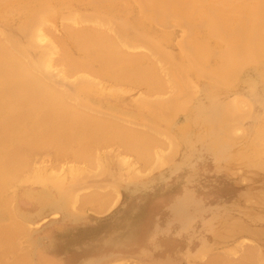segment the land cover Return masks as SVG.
Returning <instances> with one entry per match:
<instances>
[{
	"label": "rangeland",
	"instance_id": "obj_1",
	"mask_svg": "<svg viewBox=\"0 0 264 264\" xmlns=\"http://www.w3.org/2000/svg\"><path fill=\"white\" fill-rule=\"evenodd\" d=\"M136 1L6 0L4 6H0V38L7 39V36L11 43L14 42V45L19 44V47L22 46L20 48L24 53L26 52L25 54L29 59L30 57L34 60L38 59L37 56L49 59L50 67L48 69L44 66L43 59L39 63L37 62L40 64V66L37 65V72H40V76L43 75L42 78L45 79V82L47 80L51 81V83L48 81L46 83H50L52 87L55 85L57 90L63 89L62 91L68 92V94H73L77 91L80 85L79 76L83 75L80 70L75 71L76 73L66 71L65 63L68 62L64 57L69 50L74 57L77 56L80 60L83 57V52L76 51L75 47L71 46L72 38L69 37L71 30L84 29V32L92 33L93 31L91 32L90 30L94 27L100 31L103 29L105 33L106 24L103 22L108 23L110 20V25L113 22L114 26L127 30L128 37L130 35L134 37H130L129 45L125 44L122 47L127 53L140 54L142 56L148 52L147 54L150 55L151 44L158 45L164 50L159 54L165 52L166 55L171 57L172 61L170 62V58L165 54L160 57V55L154 53V56L152 55L151 57L153 60L154 58H158L155 60L158 63L154 61L153 63L156 64V69L159 70L157 72L158 77L161 76V79H159H163L164 90H162L163 85L159 84L161 81L157 82L158 85L155 88L153 86L149 87V85L146 86L147 84L143 85V83H127L117 81V79L113 80L106 74H100L101 68L95 61L89 63L92 68L94 67V70L90 67V70L93 71L89 72V75L91 77V74H93L92 80L96 84L93 81V86L89 84L92 87L87 85L92 90L88 91V94L85 92V96H81V98L89 101L90 103H88L92 107L105 112H113L116 115L118 114L119 119H121L119 120L120 123L119 121L118 123L121 125L127 124L129 127L131 126V128L140 130L143 133L147 130V132L156 133L155 135L159 134L161 137L150 136V133H146L150 139L149 147L157 142L159 144L154 145L155 148L153 149L148 148L146 152L148 158L146 155H140L137 152L133 153L134 151L128 152L129 150H126V148L124 152L122 150L124 145L116 140H107L105 142L102 140L100 142L92 141L95 142L94 146L90 142L88 146L92 147V150L89 153L87 149V152L83 151L88 153V156L82 155V152L79 155L81 159L83 158L82 161H80L81 159L78 156L80 160L76 157V154L74 155L70 151L61 154V156L55 155L56 150L49 147H46L47 149L44 150L38 148L40 151L37 149L28 155L27 158L31 156L33 158L31 157L30 161L26 159L27 166L21 171L20 181H14L7 186H3V206L0 207V223L9 224L10 219H13L16 225L20 224L18 227L22 231H18L15 225L11 228L17 229L11 230L12 232L10 231L12 237L15 236V231L18 232V235L19 232H23L16 237L18 240L14 237L16 242L11 238L14 240V244L18 243L15 244L17 251H14L15 248L12 246L13 242L11 241V246L14 248L11 251L15 256L9 250L8 252L10 253L6 254L5 258L8 257V262L16 258V260H13V264H20V262L22 264H32L33 262L28 254L29 248L27 247H29L30 243H33L32 260L35 264L42 263L39 260L37 251L47 248L52 238L61 237L64 233L67 237L74 238L72 242H69L71 249L80 248L81 246H84V249L85 247L88 248L89 244H94L93 241L97 244V242L104 239L116 237L118 233L117 229L114 231L112 227L117 220L119 221L118 224H123L121 233L129 231L131 228L133 229L137 220L145 215V205L153 206L157 203L164 205L166 203V195L175 192L177 198L170 203L172 213L165 222L154 224V227L159 229L161 235L172 238V242L166 241L164 242L166 244L160 245L161 250L157 249L152 253L154 259L151 260V256L148 257L143 254L125 256L126 251L121 250L113 255L116 259L110 261L101 259L104 261L96 262L99 259L98 256L88 255L80 263L238 264V262L242 261V257L250 252L252 258L247 264H264V141L261 143V139L264 140V58L261 59V62L258 61L257 63L246 65L242 71L237 72L232 83L226 85L216 82L211 78L212 76L207 74L212 67L222 64V61L216 55L210 56L207 59L203 73H198V70L193 68L188 71V67H191L189 65L188 69L183 71L181 75H178L177 79H174L170 70L173 74L177 70L175 65H178L179 69L182 64L188 63L185 56L186 51H188L185 44L187 39L196 38L205 41L206 47L213 48L215 53L220 52L224 48V43L213 36L211 38L209 29L203 25L198 24L197 26L193 24L191 26L196 30L190 31V27L179 21L175 15L163 21L156 20ZM36 9L44 12L43 14H39L41 17L39 19H43L44 22H38L39 20H37L33 23L32 28L34 25L35 27L38 26L45 38L38 42L30 38L29 45L27 44V38L30 37L28 32L31 27H22V25H25L22 24V20L24 21L28 14ZM99 16L102 17L100 18ZM91 17L93 18L90 19ZM104 17L108 21L106 19L102 21L101 19ZM45 22V26L49 28H46L43 24V26L39 25ZM68 23L71 26L69 30H66L65 27L67 26L65 25L69 26ZM103 25L104 28L102 27ZM23 28L28 30L24 31ZM55 37L57 39H54ZM131 39L133 41L136 40V42H133ZM32 40L38 43L36 44L37 47L34 43L32 44ZM184 40L185 42H183ZM60 41L61 44L63 42V45L59 43ZM47 44H52L51 46H54L52 48L54 50H51L50 47L47 48ZM66 46L68 51L66 50L67 52L63 53L65 50L63 48ZM62 49L63 51H59ZM40 51L42 54H38ZM142 52L143 54H141ZM164 57H168L169 60L167 58L162 59ZM61 58L64 59V65L59 60ZM146 63L151 64V61ZM144 64L140 63L141 66ZM96 70L98 71L96 72ZM94 72H96L95 75L97 74L98 76L99 74L101 77H96ZM180 72L181 70L179 69L174 74L177 75ZM162 77L165 78L166 82ZM173 79L174 81L176 80L173 83L175 84L174 86L172 84ZM177 80L178 82L181 80L182 84L181 82L179 84L182 86L178 87ZM184 80H186V83ZM146 87L149 88L147 89ZM170 87H176L177 91ZM151 90L159 91L155 93ZM110 97L114 99L110 100ZM168 98L174 99L172 102H168ZM175 98L177 99L176 101ZM233 98L241 101L238 103L236 111L233 114L229 113L230 115H228L231 117L224 119L220 115L218 122L215 118V110L220 114L221 108L225 106L227 101H230L228 99ZM84 99L82 101L86 102ZM164 99H167L166 101L172 104V107H169L170 104L168 103H166L168 104L166 106L171 110L174 108L173 111L169 110V108L167 109L165 103H161V101L165 102ZM155 101H158L157 107ZM67 103L71 105L70 100ZM159 103L164 107L163 110L159 107L161 105ZM164 112L167 113L165 114ZM160 114L164 115L160 116ZM237 114L238 117L234 118ZM165 115L168 117L166 118ZM163 116L165 118H162ZM225 119H228L227 122H225ZM34 122H39L38 126H40V129L38 131L49 129L51 126L45 122L43 123V121L40 123L37 118H33V120L29 118L25 121L27 125ZM57 122L60 123L61 120L59 119ZM228 122L231 123L228 125ZM231 124L233 126L229 128L228 126H231ZM150 128L153 129L151 130ZM24 131L25 126L21 132ZM226 134L232 136L230 137ZM80 142L81 139L79 137L76 138L74 140V147L81 146ZM163 153L169 157L164 158ZM89 157L93 161L90 162L91 159ZM105 157L106 159L104 160L103 158ZM160 158L164 159L160 160ZM165 160L167 161L165 162ZM27 162H30V164ZM119 162L120 164L124 163L118 166ZM125 163H127V170H125ZM103 168L104 170H100ZM131 173L132 175L134 173L137 175L134 174V177L131 178ZM52 174L55 175L54 179L51 177ZM72 178L75 179L72 180ZM60 179H63V181L59 182L58 180ZM129 185L140 186L129 187ZM26 187L31 188L35 192L40 190L50 192L58 202L60 201V210H49L47 214L31 220L30 224L22 222L23 226H21L22 219L24 220V218L29 217L31 214L30 208L25 207L20 209L17 204L20 200L23 205H27L26 195H22L19 199V194ZM93 192L95 193L94 196L91 194ZM84 198L88 201H84L86 200ZM254 198H256L255 201L253 200ZM108 202L109 204L106 206ZM98 204L103 208H99ZM256 213L259 215H256ZM239 231L241 232L239 233ZM17 232H15L16 235ZM225 236H229L230 238H225ZM5 239L7 243L11 240L10 237ZM253 249L257 252L256 256V252ZM177 254L178 259H174V261H172L173 258L170 257L171 259H169L168 257ZM107 255L110 256V254ZM222 255L224 259L221 257ZM164 256L166 257L163 258ZM208 256L212 257L213 260L210 259L212 263L207 260ZM214 256L220 257L219 261ZM153 260L158 261L154 262ZM15 261L16 263H14ZM66 261L68 264H73L80 260L77 257H71Z\"/></svg>",
	"mask_w": 264,
	"mask_h": 264
},
{
	"label": "bare ground",
	"instance_id": "obj_2",
	"mask_svg": "<svg viewBox=\"0 0 264 264\" xmlns=\"http://www.w3.org/2000/svg\"><path fill=\"white\" fill-rule=\"evenodd\" d=\"M5 1L6 0H0V6L1 5L4 6ZM136 2H139L141 7L146 9L149 12V14L152 16V18H154L156 20H162L163 21L164 19H167L170 16L175 15V17H177L179 21H181L183 24L190 27V31L196 30V29L192 28L191 25H193V24L197 25V26H198V24L203 25L207 29H209L210 33H209V31H208V33H209V35L211 34L210 37L213 36L216 39H218L224 43V48L220 52L215 53L213 48H211V47L207 48L206 47L207 44L205 41H202V40L196 39V38L187 39L185 44L187 46L188 51H186L185 56H186V60L188 63H186L187 65L182 64L179 67L181 72H180V74L177 73V75L174 73L178 72L179 69L177 67L178 65H175L176 66L175 68L177 70H176V72L173 71L174 76L172 74V71L169 69L171 72V75H172V77H174V79H177L178 75H181L182 72L188 68H189L188 71L191 68H193L195 70H198V73L199 72L203 73L205 70L204 66H206L207 59L210 56L216 55L222 61V64L219 66L212 67L211 70H209V72L207 74L212 76L211 78L213 80H215L216 82L223 84V85H226V84L232 83L237 72L242 71V69L246 65L251 64V63H257L258 61L261 62V59L264 58V0H137ZM137 5H139V4H137ZM43 13L44 12H40V10L36 9L33 12H31L30 14H28V16L25 18L24 21L22 20V24H25V25L21 24L22 27H24V28H26V27L30 28L31 27L30 31L28 32L30 37L27 38L28 39L27 44L30 43V38L35 39L37 42L42 41L45 38L43 33H41L42 30L40 28H38V26L35 27V25H34V27H33L34 29L32 28L33 23H35V21H37V20H39L38 22L43 21V19L40 20L41 17L39 15V14H43ZM93 17H91L90 19H92ZM84 18L86 19V17H84ZM96 19L98 20V17ZM103 19L107 20V18H105V17L102 18L101 20L103 21ZM94 21H95V19H94ZM109 22L111 23L110 20H109ZM109 22L108 23L103 22L106 24L105 30H104L105 33L103 32L102 28H101L102 30L100 31L94 27L93 28L91 27L92 30H90V31L91 32L93 31L92 33H89V32L86 33V32H84V29L83 30L81 29V30H71L70 31L69 37L72 38V40H71L72 45L71 46L75 47L76 51L83 52V57L81 60L77 56H76L77 58L74 57L70 53V50L68 51L67 46L65 48L62 47L63 49H65L64 51H63V49L59 50V51H63V53H65L67 51L69 52V53L67 52L66 53L67 55L64 57V59L66 58L67 62L69 63V64L65 63L66 71L70 73L72 71L75 72L77 70H80V71H82V74H83V75L79 76L80 77V82H79L80 85H79L77 91L73 94H70V93L68 94V92L62 91L63 89L62 90L60 89L61 91L57 90L56 89L57 87H55V85H54L55 88L52 87V85L50 84L51 81L47 80L50 83H46L47 81L45 82L44 81L45 79L42 78L43 75L40 76V72L39 73L37 72V68H38L37 65L40 66V64H38V63L40 62V60L43 59V56L40 57V56H37V54H36L38 59L34 60V59H31V57L29 59V58H27L28 56L25 54L26 52L24 53V51L20 48L22 46L19 47L18 46L19 44L14 45L13 44L14 42L11 43L7 36H6V38L8 40L5 38L4 39L0 38V207L3 206V192H4L3 186H7L8 184H11L14 181L15 182L20 181L19 177H20L21 171L23 169H25L27 166L26 165V159L28 161H30V159L32 157L31 156L30 158H27V156L30 155L31 153L35 152V150H37L38 148H40L41 150L47 149L48 147L54 148L56 150V153H57V154L56 153H54V154L60 155V156H61V154H65V153H68L70 151V153H73L74 155L76 154V157L78 156L80 158L81 156H79V155L81 154V152H82V155L88 156V153L90 152V150H92V147L90 148V146H88V144L90 142H92V141H99L100 142V140H102L103 142H105L107 140H116L117 142L124 145V147L122 149L124 152H125L124 149L126 148V150H129L128 152L134 151L133 153L137 152L140 155L145 156L148 148L153 149V148H155V146L157 144H159L157 142L156 144H153V146L155 145L154 147L153 146L149 147L150 139L146 133H150V136L151 135L154 136L156 133L153 134V132H149V131L147 132V130L144 131V133L140 132V130L139 131L135 130V128H131V126L129 127V125L125 124L124 122H123V124H125V125H121V124H119L120 123L119 120H121V119H119L118 114L116 115V114H113V112L112 113L105 112V111H102V110L97 109L95 107H92L89 104L90 102L86 101L84 98L83 99L86 102L82 101L83 99L81 98V96H85L84 95L85 92L87 93L88 91L92 90V88L90 89L89 87H87V85L90 86L89 84H91L93 86V84L95 83V81L92 80L94 77L93 74H91V77L89 75V72L91 73L94 70L93 69L94 67L92 68V66L89 65V63L92 61H95L100 66V68H101V70L99 69L100 70L99 72H101L100 74H102V75L106 74L108 77H110L113 80L117 79V81H124L127 83L128 82L129 83L130 82L143 83V85L147 84L146 86L149 85V87L153 86L155 88H156V85H158V83H157L158 81H161V82H159V84L163 83L162 82L163 79L160 80L161 74L159 72L160 77H158L157 72L159 70L156 69V64L153 63V61L156 62L155 60L158 58H156V59L154 58V60H153L151 57H152V55L154 56V53L160 55V57H161V55H164V54L166 55L165 52L162 54H159V53H161V51L163 52L164 50H162L158 45L155 46V45L151 44V46H150L151 49L149 48L151 51L150 55L147 54L148 52L146 54H143V52H142L141 53V54H143L142 56H140V54L135 55V54L127 53L124 49H122V47L125 44L129 45V39H130V37H133V36L130 35V37H128V34L126 32L127 30L123 29L122 27H121L122 28L121 29L119 27L114 26L113 22H112V25H113L112 26V25H110ZM161 23H163V22H161ZM37 24H39V23H37ZM42 24L45 26L46 22L40 23L39 25L43 26ZM72 24H75V23H72ZM104 25L102 26L103 28H104ZM65 26L68 27V29H67V27H65L66 30H69L71 25L69 24V26H68L66 24ZM46 28H49V27H46ZM94 29H96V30H94ZM25 30H28V29H24V31ZM63 30H64V28H63ZM44 33H45V31H44ZM54 39H57V37H55ZM58 39L60 40L59 37H58ZM61 41L59 42L60 44H61ZM37 42H33V40H32V44L34 43L35 46H36V44H38ZM133 42H136V40ZM183 42H185V40ZM51 45L52 44H50V45L47 44V48L50 47L51 50H54V49H52L54 46H51ZM61 45H63V42ZM132 46H133V44H132ZM30 47H32V46H30ZM128 47H131V46H128ZM136 47H137V45H136ZM23 49L26 50L25 48H23ZM42 52H44V51L42 50ZM42 52L40 51V53L38 52V54H42ZM130 52H131V50H130ZM28 54H30V53H28ZM166 56H168V55H166ZM156 57H158V56H156ZM168 57L170 58V62H172L171 57L170 56H168ZM168 57H166L167 60H169ZM25 58H27V59H25ZM166 58L164 57L162 59H166ZM61 59H59V60L61 63H63L64 59H62V60ZM42 61L45 63L44 66L46 67V69H48L50 67L49 59H43ZM149 61H151V64L146 63ZM50 63H51V61H50ZM140 63H145V64L141 66ZM156 63H158V62H156ZM93 64H95V63H93ZM63 65H64V63H63ZM154 65H155V67H154ZM171 65H173V64H171ZM189 65L191 67H188ZM90 67L93 69L92 71L90 70L91 69ZM169 67L171 68V66H169ZM155 70H157V71H155ZM80 71H78V72H80ZM97 71L98 70H96V72ZM83 72L86 73V75H84ZM96 72H94V75ZM60 73H61V71H60ZM87 73L89 76L87 75ZM65 74H68V73H65ZM183 75H185V74H183ZM203 75H205V74H203ZM95 76L99 77V78L101 77L99 74H98V76H97V74ZM186 77H187V75H186ZM99 78H98V80H99ZM162 78H164V77H162ZM174 79H173V82L171 81L172 84L175 83V81H176V80L174 81ZM178 80H177V82H178ZM93 81H94V83H93ZM164 81L166 82L165 78H164ZM185 81L186 80H184V82ZM69 82H71V81H69ZM179 82H181V80ZM179 82H178V84H179ZM184 82H183V84L185 85L186 82L185 83ZM189 82H188V85H189ZM97 83H99V82H97ZM181 84H182V82H181ZM181 84H179L178 87L182 86ZM174 85L175 84H173V86ZM184 85H183V88H184ZM92 86H90V87H92ZM149 87H146V88L148 89ZM164 87H165V85H163L162 90H164ZM186 87H187V85H186ZM171 89L175 90L176 87L171 88ZM185 90H187V89L185 88ZM151 91L156 93V91L158 92L159 90H156V91L151 90ZM160 91H161V89H160ZM175 91H177V89ZM152 92H150V93L152 94ZM119 94H120V92H119ZM145 94L148 95L147 92H145ZM189 95H190V93H189ZM180 96H182V95H180ZM111 99H114V98L110 97V100ZM143 99H146V98H143ZM173 99L174 98H172V100ZM68 100L71 101V105H69L67 103ZM147 100H149V98H147ZM166 100H165V102H163L161 100H159V101H161V103H165V106L166 105L168 106V104H170L168 102L169 101L172 102V100H171V98H168V102ZM176 100L177 99L175 98V101ZM228 100H230V101H227L225 103V106H223V108L220 107L221 108V110L219 111L220 114H218L217 110H215V112H216L215 118H216V120H218V122H219V116L220 115H222L223 119L226 117H231L229 115L233 114L236 111V109H237L236 107H238V103L241 102V101H238L237 98L228 99ZM157 103H158V101L155 103L156 107L158 106ZM161 103H159V104H161ZM166 103H168V104H166ZM174 103H176V102H174ZM167 106H166V108L168 109L170 106L172 107V104H170L169 107H167ZM159 107H161L162 110L164 109V107H162V104L159 105ZM180 107H181V105H180ZM85 109H88V110H85ZM173 109L174 108H172V110H171L169 108V110H171V111H173ZM171 111H170V113H171ZM161 115H164V114H160V116ZM167 117L168 116H166V118ZM222 117H220V118H222ZM236 117H238V114L234 118H236ZM29 118H32V120H33V118H37V119H39L40 123L43 121V123L45 122L47 124H50L51 126L49 129L47 128L43 131H38L40 129V126H38L39 122L38 123L34 122L33 124H29V125H27V123H25V121ZM162 118H165V117L163 116ZM59 119L61 120L60 123L57 122V120H59ZM227 120L225 122H227ZM243 120H244V118H243ZM118 121H119V123H118ZM221 121H222V119H221ZM236 122L238 123V121H236ZM229 123H231V122H228V125H229ZM24 126H25V131L21 132V130L24 129ZM232 126L233 125L231 124V126H228V127L232 128ZM22 133H24V134H22ZM228 134H230V132H228ZM232 134H234V133H232ZM155 136H159V134L155 135ZM227 136L231 137L232 135H227ZM78 137L81 139V142H80L81 146L76 145L77 147H74V145H75L74 140ZM159 137H161V136H159ZM159 137H158V139L160 140ZM171 138H172V136H171ZM171 138H169V139H171ZM262 141H264V140L261 139V143H262ZM76 142H79V141H76ZM92 143H93L92 145L94 146L95 142H92ZM153 143H154V141H153ZM123 145H121V146H123ZM120 148H122V147H120ZM40 149H38V150L40 151ZM86 149L88 150V153L83 152V151L87 152ZM151 149H149V150H151ZM55 150H53V151H55ZM116 150H117V148H116ZM151 154H152V152H151ZM96 155H97V153H96ZM164 155L165 154L163 153L164 158L169 157V156H166L167 154L165 156ZM64 157H66V156H64ZM94 157H95V154H94ZM161 157H162V155H161ZM147 158H148V156H147ZM164 158H160V160L164 159ZM82 159L80 161H82ZM84 159H85V157H84ZM103 159L105 160L106 157ZM139 159H141V158H139ZM95 160H96V158H95ZM155 160H156V158H155ZM158 160H159V158H158ZM91 161H93V160L91 159L90 162ZM166 161L167 160H165V162ZM99 162H102V161H99ZM27 163L30 164V162H27ZM123 163L120 164V162H119L118 166L122 165ZM126 164L127 163H125V168H126ZM158 164H159V162H158ZM143 167H144V165H143ZM49 170H51V169H49ZM100 170H104V168L100 169ZM125 170H127V168ZM136 173H134V174H136ZM131 175H132V173H131ZM133 175L131 176V178L134 177ZM54 176L55 175L52 174L51 177H53V179H54L55 178ZM73 176H75V175L73 174ZM78 176H80V175H78ZM75 178H76V176H75ZM74 179L72 178V180H74ZM58 181L62 182L63 179L62 180L60 179ZM55 186H57V185L55 184ZM125 186H127V185H125ZM130 186L139 187L140 185H129V187ZM27 187L25 190H23L19 194V199L21 198L22 195H26L27 205L26 204L23 205L20 200L17 202V204L19 205L20 209L25 208V207L30 208L29 211L31 212V214L29 217L24 218V220L22 219L21 226H23L22 222L30 224L31 220L47 214L49 210H52V209L60 210V206H59L60 201L58 202V200L52 194H50V192H47L44 190H42V191L40 190L38 192H35L31 188H27ZM57 189H58V187H57ZM91 194L93 196L95 195L94 192ZM109 194H110V192H109ZM72 195H73V192H72ZM92 195H90V196H92ZM98 195H100V194H98ZM176 198H177V196H176L175 192L169 193L165 197L166 203L164 205L163 204L160 205L158 203L154 204L153 206L145 205L144 206L146 208L145 209V211H146L145 215L142 218L138 219L137 222L135 223L134 228L133 229L131 228V230H129V231L121 233V229L123 227V224L122 223L118 224L119 221L117 220V222L114 223V226L116 228L114 226L112 227V230L114 229V231L117 229L118 233L116 234V237L104 239L102 241L97 242V244L95 241H93V243L95 245L91 243V244H89L90 246H88V248L85 247V249H84V246H81L80 248H76V249L75 248L71 249L69 242L70 241L72 242L74 240V238L67 237L65 235V233L62 234L61 237H56L54 239L52 238L51 242L47 248L37 251L39 258H40L39 260L42 261V263H39V264H68L66 260L68 258H71V257H77V259L80 260V261L74 262L73 264H81L80 262L83 261L86 258V256H88V255H93L94 257L98 256L99 259H97L96 262H103L104 260L110 261V260L116 259V258H114L113 255L116 252H119L121 250L126 251L125 256H127V255L137 256L139 254H143L144 256H146V255L148 257L151 256V260H152V259H154V257L152 256V253L154 251H156L157 249L161 250L160 245L166 244V243H164L166 241H168L169 243L172 242V238L163 237L161 235V232L159 231V229L154 227V224L157 222L162 223V222H165L167 220V218L172 213L170 203H171V201H174ZM55 199H56V201H55ZM64 199H65V197H64ZM84 199H86V198H84ZM255 199L256 198H254L253 200L255 201ZM66 201H67V198H66ZM84 201H88V200L86 199ZM248 201H246V202H248ZM109 202L107 203L106 206H108ZM256 203H257V201H256ZM256 203H255V205H256ZM258 204H259V202H258ZM258 204H257V206H258ZM259 206H260V204H259ZM98 207L103 208L100 205ZM157 209H158V211H157ZM257 213H256V215H259ZM252 214H253V212H252ZM10 220L11 221L9 224L8 223L7 224L0 223V264H13L12 263L13 260H16V258L14 257L15 259H13L11 262H8L7 261L8 257L5 258V256H6V254L8 255V253H10V252H8L9 250L11 251L15 248L14 251H17L15 244H18V243L14 244V242H16L14 237L16 238L20 234L23 233V232L22 233L19 232V235H18V232L15 231V232H17V235L14 232L15 236L12 237L11 233H10L11 230L14 231L17 228L18 231H20L21 229L19 230V227H18V226H20L19 223L16 225V222L13 219H10ZM176 223H177V221H176ZM10 224H12V225H10ZM14 225L16 228L11 229V228H13ZM22 229H23V227H22ZM182 231H184V230H182ZM230 231H232V230H230ZM240 232L241 231H239V233ZM183 233H185V232H183ZM226 233H229V232H226ZM251 233H253V232H251ZM251 233H248V234H251ZM5 234H6V236H5ZM233 234H236V233H233ZM7 235H8V237H7ZM9 237H10V239L13 238L15 241L13 239H11L10 242L7 243L5 238L8 239ZM226 237L230 238L229 236H225V238ZM193 239H194V237H193ZM11 241L12 242L14 241L12 244V246H14V248L11 246ZM9 245H10V247H9ZM28 246L29 247H27V248H29V250H28L29 258L33 262L32 264H35V262L32 260V256H31L33 243L32 244L30 243ZM11 247H12V249H11ZM22 250H23V248H22ZM5 251H6V253H5ZM249 251H251V250H249ZM255 252H253V253H255ZM11 253H12V251H11ZM12 254H14V253H12ZM107 254H110V256H108ZM169 255H170V253H169ZM199 255H201V254H199ZM256 255H257V252L255 253V256ZM14 256H15V254H14ZM177 256H178V254L174 255V256H168V257H169V259L173 258L172 261H174V259L175 260L178 259ZM211 256H213V255H211ZM165 257L166 256H164L163 258H165ZM208 257H209V259H208ZM208 257H207V260L212 263V261L210 260V259H212V257H210V256H208ZM216 257L214 256V258H216L217 261H219L220 257H218V256H216ZM221 257H223V259H224L223 255ZM242 258H243L242 261L238 262V264H247L251 261L252 254L249 252V254L243 256ZM101 259H104V260H101ZM216 259H214V260H216ZM226 259H228V258H226ZM231 260H230V262H232ZM153 261L157 262L158 260L157 261L153 260ZM153 261H151V262H153ZM184 261H185V259H184ZM217 261H215V262L219 263ZM14 263H16V261ZM228 263H229V261H228ZM20 264H22V263L20 262Z\"/></svg>",
	"mask_w": 264,
	"mask_h": 264
}]
</instances>
